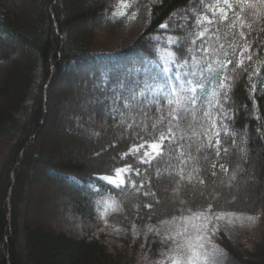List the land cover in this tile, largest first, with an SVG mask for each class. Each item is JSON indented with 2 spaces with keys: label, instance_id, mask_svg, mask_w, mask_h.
Here are the masks:
<instances>
[{
  "label": "trees",
  "instance_id": "16d2710c",
  "mask_svg": "<svg viewBox=\"0 0 264 264\" xmlns=\"http://www.w3.org/2000/svg\"><path fill=\"white\" fill-rule=\"evenodd\" d=\"M41 1L42 12L30 13L31 18L26 19L14 0H0V51L12 48L24 53L22 58L14 57L11 51L0 53V134L3 132L0 136L15 135L0 166V264H136L139 248H142L141 257H153L157 247L152 237L143 239L145 230L162 221L173 222L172 218L180 216L181 209L203 211L211 205L212 213L252 217L264 214V8L257 5L242 17L246 24H251L250 29H243L246 34L243 40L239 24L236 28L221 25L219 40L215 38V26L210 30L212 46L219 49L223 44L228 58L234 61L228 66L233 79L227 102L223 96L220 99L228 117L225 126L219 125L218 108L212 109V116L217 119L215 129L204 114L214 87L204 81L205 92L198 93L195 122L190 127L182 122L176 130L177 142L171 149L166 142L163 157H157L149 166L140 164L137 156L121 159V154L128 152L133 144L142 143L141 137L151 141L153 125L167 130L168 105L161 101L148 106L145 101L150 98V89L129 110L123 100L129 95L127 85L124 89L114 86L130 68L136 67L139 71L129 84L139 80L143 88L147 79L155 88L151 80L154 75L161 83L171 78L178 87L174 77L177 62L187 61L192 71L189 49L193 48L196 19L200 15L211 18L208 5L217 0H126V9L121 0H91L85 4L72 0ZM230 2L235 4L236 0ZM228 15L231 17L232 13ZM94 20L95 34L83 30L79 34L71 32ZM162 24L168 27L162 29ZM168 37H173V45H169ZM200 43L197 40V46ZM245 43L251 46L245 57L252 54V59L245 58L244 66L232 72ZM165 51H172L176 62L168 65L171 69L168 77H161L163 64L159 57ZM145 64L151 69L147 77ZM65 68L75 70L71 79L81 89V101L92 104H86L85 111H74L76 120L64 123V129L86 136V146L98 149L91 157L97 165L94 169L67 153L55 160L42 159L39 147L34 148L38 133L50 130L49 97L55 78ZM79 69L82 71L77 72ZM180 71L183 73L184 69ZM117 95L122 98L116 100ZM158 107L163 112L157 111ZM162 116L165 122L160 124ZM188 120H192L191 115ZM217 131L221 140L219 156L208 142L211 135L215 145ZM155 135L159 132L155 131ZM129 164L140 169V176L130 174L137 187L143 182L140 191L128 184L124 190L117 189L99 179L112 176L117 168ZM221 164L227 171L220 168ZM34 172L56 192L64 193L66 203L80 206L82 217L77 222L53 229L37 220L38 205L32 202ZM252 179L257 180L255 185L249 181ZM145 192L150 194L144 195ZM111 200L116 201L118 209L110 208L101 215L104 201ZM148 204L152 207L145 206ZM114 229L129 234L122 239V247L108 249L101 239L92 235L97 230ZM212 241L235 264H264V260L241 252L223 231H216Z\"/></svg>",
  "mask_w": 264,
  "mask_h": 264
},
{
  "label": "snow or ice",
  "instance_id": "6c2138e0",
  "mask_svg": "<svg viewBox=\"0 0 264 264\" xmlns=\"http://www.w3.org/2000/svg\"><path fill=\"white\" fill-rule=\"evenodd\" d=\"M121 3L124 5L125 9L128 7L126 0H121ZM257 5L264 8V0H236V3L233 4L230 0H223V4L220 3V0H217V3L214 5H208V8L211 10V18L207 15H200L196 19V33L191 43L193 48L189 49L192 53V71H188L189 64L187 61L184 63L177 62V72L175 75V80L178 84V87L172 83L171 78H167L165 82L161 83L157 80L156 76L152 75L151 80L155 83V88H152V85L147 82V79L143 82L144 87L140 88L141 81L136 80L133 83L129 84L128 81L132 79V76L139 71L138 68H130L123 77L118 81L117 85L114 87H119L124 89L127 85L128 96L123 97L124 106L131 110L136 105L140 103V99L145 97L146 93L150 92V98L145 101L148 106H151L152 103H160L161 101H166L168 105L167 112V130L157 129L156 125H153V129L159 132V135L154 134L151 138V141L144 140L142 137V143L133 144L129 148L128 152L121 154V159L132 155L137 156L140 164H147L151 166L152 161L156 160L157 157H163L164 150L167 142V146L171 149V146L175 144L176 141V130L180 124L186 123L191 126L196 119V113L198 111L197 104L200 96L198 93L203 94L205 92V83L208 81L214 85L211 99L208 101V109L205 111V115L208 116L210 125L213 129L217 127V119L212 116V109L218 108L220 117L219 125L220 127L225 126V121L228 119L226 110L224 109L223 104L220 103L221 96L226 103L228 99V91L231 87L230 81L233 79L231 75L228 74V66L233 64V59L228 58V52L224 51L223 44L219 45V49L212 46L213 33H211V28L215 26V38L219 40L220 38V27L221 25L228 28H236L239 24L240 28V38L243 40L245 38V32L243 29L245 27L251 28V24H246L245 20L242 17H245L247 10L256 9ZM225 6L227 10H225ZM231 12L232 16L229 17L228 13ZM124 13H122L123 15ZM219 14V15H218ZM132 17L135 18V13L132 14ZM162 29L168 27L167 24L160 25ZM235 35V33H233ZM197 40H200V45L197 46ZM169 45L175 43L173 37H168ZM250 45L245 43L239 50V59L235 62V68L232 69V72H235L236 68H241L244 66L245 58L248 60L252 59V54H249L245 57V53L249 52ZM199 52L201 55L198 57L196 53ZM221 55L224 57L221 59ZM232 56H236V49L233 48ZM211 61L209 62V58ZM160 61L163 62V67L160 71L164 74L165 77H168V73L171 69L168 67L169 64H172L175 61V56L172 51H165L160 57ZM148 63H151L149 61ZM206 64V67H200L201 64ZM213 64L216 67H213ZM180 69H184L181 73ZM222 70V74H221ZM261 69L256 70V75L259 76ZM151 73V69L145 64L144 74L147 77ZM182 77H187L183 79ZM218 77V79H217ZM195 78V79H194ZM251 79V77H249ZM107 82V77L104 78ZM253 92L256 90V85H252ZM159 92L160 95L156 96L155 93ZM122 97L117 95L116 100H120ZM117 109L114 107L113 112ZM157 111L163 112L161 107L157 108ZM189 115L192 116V120L189 121ZM115 119V116H113ZM165 122L164 117L162 116L161 120L158 122L163 124ZM132 125H129V128H132ZM215 135V145L212 144V136L208 137L209 146H213L217 149V156L220 155V133L219 131L214 133ZM183 139V136L181 137ZM143 149L142 153L141 150ZM225 151H227L225 149ZM139 153V155H137ZM181 156H183V151H181ZM183 163V161H182ZM215 168L216 165L213 164ZM220 168L224 171L227 169L223 164L220 165ZM135 174L140 176L141 172L139 168H133L132 165H126L124 167L117 168L115 174L112 176H102L99 177L100 180L107 182L108 184L113 185L117 189L124 190L125 185L128 184L130 187L136 191H140L144 184L140 183L137 187V182L131 180L130 174ZM159 175V172L157 173ZM215 175V172H213ZM180 179H184L183 169L180 170ZM192 176H188L189 182H191ZM200 183L203 184L204 181L200 180ZM99 191V188H96ZM149 192H145L144 195H149ZM154 195V193H152ZM106 207L113 208L114 210L118 209V205L115 200L104 201ZM183 203V201H181ZM146 207L151 208L152 205H145ZM212 206L209 205L207 210L203 211H193L191 208L181 209V214L178 217H173V222H180L185 225L182 230H178L174 235H168L165 237L166 240L170 241L175 249H177L176 255L172 256L171 264H216L215 254L213 251H209L208 245L211 241V236L214 235L216 231V226L213 225L212 229L209 230L208 225L212 222L213 219L219 221L221 219L229 218L235 216L234 213H212ZM241 219V217H237ZM249 221L255 222L256 218L248 216ZM201 221L199 225H193L194 231H189L187 225L192 221ZM229 219V223H231ZM162 223H170L168 221H162ZM135 229V225H133ZM152 229H149L151 231ZM180 237V239H177Z\"/></svg>",
  "mask_w": 264,
  "mask_h": 264
},
{
  "label": "rangeland",
  "instance_id": "374dc122",
  "mask_svg": "<svg viewBox=\"0 0 264 264\" xmlns=\"http://www.w3.org/2000/svg\"><path fill=\"white\" fill-rule=\"evenodd\" d=\"M72 1L85 4L91 0ZM93 1L96 0H92V2ZM14 4L17 7L19 6V9H22L23 17L25 16L26 19L31 18L30 13L37 14L42 12L41 0H14ZM221 4H223V2ZM95 24V20L92 22H86L82 26L79 25L78 27L73 28L71 32L73 34H79L83 30L84 32H88V34L91 33V35H93L95 34V30H93ZM2 51L3 50H1L0 53L5 54L11 51V54H13L14 57L19 56L22 58L24 56V53L21 50L16 52L15 50H12V48H7L3 52ZM81 71L82 70L79 69L77 72ZM74 75V69L65 68L61 76L55 78L53 83L55 86L51 89L49 97L50 101L48 104L49 109L47 113L48 122L51 124V127L48 131L44 129L42 132L38 133V136L34 139L37 143V145H34V148L39 147L43 156L42 159L47 158V160H55L56 157L67 153L70 158L83 160L86 165H89L91 169H94L97 165L91 160V157L98 152V149H92L86 146L88 145L85 143L86 136L80 135L74 131H66L64 129V123L69 120H76L77 114H75L74 111L79 109L84 110L86 104H92V101L87 103L85 101H81L83 95L81 89L75 84V82H72L74 80L71 79L72 77H75ZM47 84L48 83L45 85ZM44 91H46V88ZM52 95L55 97L53 100H51ZM58 121L61 123L60 126H58ZM14 138V133H11V135H4L2 137L0 136V166L4 163V160L9 153V147ZM30 143H33V141ZM36 143L34 142V144ZM32 178V202L38 205V210L36 211L37 213L35 216L40 223H43L53 229H57L64 228L62 227L64 226L63 224H73L82 217L81 213L78 211L80 206L76 203H66L67 199L63 196L65 194L56 192L53 187L46 184V181H44V178L40 176L39 173L34 172L32 174ZM249 181H251L254 185L257 183L256 179ZM65 208H67V210ZM237 217H241V219H237ZM255 218L256 220L254 223L249 221L246 216L241 215H235L219 221L213 219L208 225V228L211 230L213 225H215L216 231H223L241 252L250 253L253 257L264 260V214L256 216ZM229 219H231V223H229ZM200 223L201 221L194 220L187 225V227L191 232L194 231L193 225H199ZM184 227L185 225L180 222H170L149 228L152 229L151 231H149V229L146 230L144 237L150 236L153 238V241L157 242L155 257L152 260L150 257H147V255L141 257L142 248H139L136 254V264H171L170 258L176 255L178 250L175 249L174 245L170 241L166 240L165 237L168 235H174L178 230H182ZM92 235L101 239L108 249H112L114 246L122 247V239L127 237L129 234L124 230L114 229L96 231L93 232ZM212 236L208 249L209 251L214 252L216 264H235L233 261L221 254V252L214 245ZM177 239H180V237H177ZM19 244L22 245L21 240ZM150 244L151 242L148 245ZM147 247L150 248V246Z\"/></svg>",
  "mask_w": 264,
  "mask_h": 264
}]
</instances>
